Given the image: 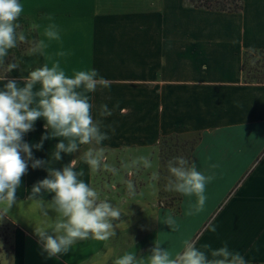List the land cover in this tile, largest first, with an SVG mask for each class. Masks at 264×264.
Listing matches in <instances>:
<instances>
[{
  "label": "crops",
  "instance_id": "0c3cea01",
  "mask_svg": "<svg viewBox=\"0 0 264 264\" xmlns=\"http://www.w3.org/2000/svg\"><path fill=\"white\" fill-rule=\"evenodd\" d=\"M20 2L24 11L19 23L27 42L9 50L6 63L19 68L8 72L0 67V77L19 80L57 61L68 76L95 68L110 83L89 94L94 118L111 125L103 128L110 139L96 146L100 158L105 154L114 164L123 154L143 175V166L159 165L163 138L198 136L190 162L213 179L206 184V202L199 212L194 211L195 196L181 195L176 213L159 205L156 186L154 192L149 187L141 194L142 186L129 192L114 184L109 192L102 179L90 182L89 176L99 173V166L90 167L83 159L92 146L62 153V160L50 166L62 169L75 160L76 170L84 173L80 179L125 216L116 222L115 236L84 240L58 258H47L34 234L35 225L45 218L27 197L48 173L46 167L32 169L29 164L17 190L21 203L2 221L13 230L11 250L0 254V264H114L126 252L147 255L155 240L173 256L185 241L213 249L226 241L250 264H264V84L243 81L244 52L264 50V0H243V10L232 13L195 8L187 0ZM33 23L38 30H31ZM50 24L57 26L60 39L44 35ZM37 40L47 45L43 54L31 51ZM101 105L112 115L101 117ZM44 123L39 119L24 140L38 143L45 134ZM59 140H45L41 150L33 148L34 156L50 160ZM52 195L45 192L43 198L49 201ZM48 214L55 218L53 211ZM167 215L175 220L172 228L163 223Z\"/></svg>",
  "mask_w": 264,
  "mask_h": 264
},
{
  "label": "clouds",
  "instance_id": "9594fccd",
  "mask_svg": "<svg viewBox=\"0 0 264 264\" xmlns=\"http://www.w3.org/2000/svg\"><path fill=\"white\" fill-rule=\"evenodd\" d=\"M23 11L20 0H0V67L6 66L8 72L19 68L17 63H6L9 50L27 42L19 23ZM38 28L35 23L31 25L32 31ZM44 35L48 39H60L55 24H50ZM46 47L44 40L32 41L31 51L43 54ZM0 82H4L0 88V222L8 216L13 205L21 203L17 190L30 164L32 169L46 167L48 173L33 184L27 197L35 202L45 218L39 226L35 225L34 234L47 258H58L84 240H107L115 236L116 222L122 220L125 212L102 199L95 188L80 179L84 173L76 170L75 160L62 169L50 166L53 160H62V153L78 152L81 145L92 146L84 153V162L90 167L99 166L96 146L110 139L103 128H111V125L105 126L102 119L94 118L89 94L109 88V81L95 68L75 71L68 76L57 61L51 67L45 63L19 80L7 75L0 77ZM99 115L111 116L112 110L101 105ZM41 118L45 121V134L38 143L29 144L24 136L35 130V123ZM51 138L60 140L50 160L36 158L33 148L41 150L44 141ZM167 168L170 176L166 189L182 196H195L194 211L199 212L206 202V184L213 176L198 171L195 161L190 162L182 156L169 160ZM45 192L53 194L51 200H44ZM49 210L56 214L54 219L49 217ZM128 213L132 215L129 210ZM188 214H193V210ZM163 223L172 228L175 220L167 215ZM161 245L155 240L147 255L126 252L116 258L114 264H250L239 251L230 250L226 241L217 249L209 244L198 248L185 241L183 250L175 256Z\"/></svg>",
  "mask_w": 264,
  "mask_h": 264
},
{
  "label": "rangeland",
  "instance_id": "374dc122",
  "mask_svg": "<svg viewBox=\"0 0 264 264\" xmlns=\"http://www.w3.org/2000/svg\"><path fill=\"white\" fill-rule=\"evenodd\" d=\"M21 47L24 49L23 45H21ZM260 70L264 72V69ZM253 74L254 73L251 72L250 76L252 77ZM194 141L195 136L189 138H165L161 143V151H159V165L143 166V175L136 173V168L134 165L130 164V159L128 157H122L123 154H120V157L115 159L114 164H112V159L107 158L105 154H103V157L100 158L99 173L89 176L90 182L95 183L97 179H102L104 189H107L109 192L111 188L109 185L114 184L129 192L138 191V188L142 186L141 194L146 192V190L148 191L149 187H151V189L153 188L152 191L154 192V186H156L159 205L162 207H167L169 204L175 205L178 198L177 193L170 192L166 189L168 177L170 176L167 163L174 157L179 156L188 159V151ZM116 169L118 171L120 170V173L113 174ZM12 230L10 224L0 222V254H4V252H9L11 250L9 237Z\"/></svg>",
  "mask_w": 264,
  "mask_h": 264
},
{
  "label": "trees",
  "instance_id": "16d2710c",
  "mask_svg": "<svg viewBox=\"0 0 264 264\" xmlns=\"http://www.w3.org/2000/svg\"><path fill=\"white\" fill-rule=\"evenodd\" d=\"M191 6L195 8H205L210 11H223V12H238L243 10V0H187ZM252 62V63H251ZM260 69H264V50L249 49L244 52V61H243V81L245 83H254V84H264V72ZM254 74L252 77L250 73ZM181 137V136H174ZM172 138V137H165ZM163 138L159 143V151H161V143L165 139ZM199 137L195 136L194 143L191 144L188 151V160L191 159V152L194 149L196 143H198ZM177 203L175 205L169 204L168 208H171L172 211L179 213L181 209L182 197L177 193ZM174 204V203H173Z\"/></svg>",
  "mask_w": 264,
  "mask_h": 264
}]
</instances>
